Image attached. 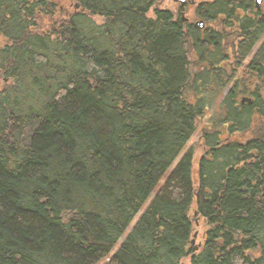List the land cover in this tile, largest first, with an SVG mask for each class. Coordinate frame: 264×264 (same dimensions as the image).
I'll return each mask as SVG.
<instances>
[{
  "label": "trees",
  "instance_id": "16d2710c",
  "mask_svg": "<svg viewBox=\"0 0 264 264\" xmlns=\"http://www.w3.org/2000/svg\"><path fill=\"white\" fill-rule=\"evenodd\" d=\"M249 23L221 66L171 0H0V264H264Z\"/></svg>",
  "mask_w": 264,
  "mask_h": 264
},
{
  "label": "flooded vegetation",
  "instance_id": "af4514ba",
  "mask_svg": "<svg viewBox=\"0 0 264 264\" xmlns=\"http://www.w3.org/2000/svg\"><path fill=\"white\" fill-rule=\"evenodd\" d=\"M186 0L183 6L180 2H176V9L180 12L181 20L193 30H198L200 36L206 38L207 43L213 38V34H219L223 41L221 43V49L225 50L221 55V60L218 63L221 66L235 65L237 60H235L229 53H227L226 44L228 43L227 38L234 36H242L246 32L242 31V25L248 27L249 22H257L264 25V0ZM190 8H193L192 11ZM213 8L218 9L217 14L211 13ZM200 9V10H199ZM185 10H190L188 16H184L183 12ZM204 11V12H201ZM201 14V15H200ZM203 14V15H202ZM203 23L202 27H198L197 23ZM243 23V24H242ZM246 31V30H245ZM234 44L239 45L240 37L236 38ZM264 40V31L255 45L254 50L262 43ZM233 43V42H232ZM231 43V44H232ZM214 46H210V51H214Z\"/></svg>",
  "mask_w": 264,
  "mask_h": 264
},
{
  "label": "rangeland",
  "instance_id": "374dc122",
  "mask_svg": "<svg viewBox=\"0 0 264 264\" xmlns=\"http://www.w3.org/2000/svg\"><path fill=\"white\" fill-rule=\"evenodd\" d=\"M173 4H176V2H174L173 0H171ZM193 8H190V10L192 11ZM190 10H185V12H183L184 16H188L190 14ZM191 17V14H190ZM228 89V88H227ZM224 92H226V90ZM221 98L215 99L213 105H211L210 110L208 111V115L202 119V123H208L210 122L209 117H219L216 116L213 112L217 110V104L220 101ZM213 114V115H212ZM212 115V116H211ZM196 136L197 134L195 133L191 139L187 142V144L185 145L184 149L182 150L181 154L179 155V157L171 164V166L168 168L167 173L165 174V176H163V178H161V180L158 182L157 186L153 189V191L151 192V195L149 196V198L146 200L143 208H141V210H139V212L137 213V215L134 217V219L132 220L131 224L129 225V227L127 228L126 231H129L130 228L132 227V225L136 222V220L138 219V217L143 213L145 207L149 204L150 200L154 197V194L156 192V190L164 183V181L166 180L167 174L173 169V167L176 165V162L178 161V159L180 158V156L187 151L189 148H194L193 150V161L196 163L197 159L199 158V156L202 154V147L198 146V147H193L195 142H196ZM244 137H246L245 135H243ZM124 235L118 240L117 245L115 246V248L113 249V251L116 250L118 244L123 240ZM201 240L200 237V232L197 234L196 238H195V244H198ZM97 264H103V262H99Z\"/></svg>",
  "mask_w": 264,
  "mask_h": 264
},
{
  "label": "water",
  "instance_id": "95a60500",
  "mask_svg": "<svg viewBox=\"0 0 264 264\" xmlns=\"http://www.w3.org/2000/svg\"><path fill=\"white\" fill-rule=\"evenodd\" d=\"M173 1H174V2H180L181 6H183V4L185 3L186 0H173ZM258 1H259V0H258ZM189 2L192 3L191 0H189ZM75 8H78V4H75ZM202 25H203L202 22H201V23H197V26H198V27H202ZM241 101H242V102H250V99L244 97V98H242ZM195 236H196V233L194 234V236H193V238H192V240H191V244L194 243V241H195Z\"/></svg>",
  "mask_w": 264,
  "mask_h": 264
}]
</instances>
